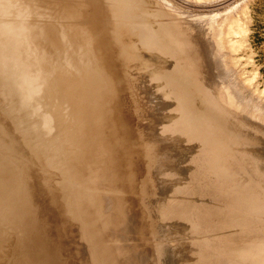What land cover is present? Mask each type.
<instances>
[{"label": "bare ground", "instance_id": "6f19581e", "mask_svg": "<svg viewBox=\"0 0 264 264\" xmlns=\"http://www.w3.org/2000/svg\"><path fill=\"white\" fill-rule=\"evenodd\" d=\"M6 1L7 0H5V2ZM135 1L136 0H127V2H124L122 0H104V2L110 3V5L106 3L105 7L102 10H98V12L101 14H104L106 19L111 22H103L105 24L104 29H101L100 35L97 34L101 36L102 42L99 41L97 50L95 52H92L88 47V34L87 32L85 33L83 20L73 18L75 15V11L82 10L81 4H77V3L74 4L71 0H20V2L24 5V7L30 12L29 17L27 16V20H25V22L28 21V19H29V22H32V26H33L32 40H33L34 45L36 46V48H34L35 49L34 52H36L37 56H39V59H41V60H38L34 56L32 57L33 58L32 60L25 59V57H24L25 60L22 58L23 62L26 65L24 68V73H25L24 76L26 78L25 83L27 87L29 88V91L32 93V95L34 94V92H38L37 99H39V101L35 102L30 99L29 104H32L31 107L33 108L34 112H37L40 108H42L41 103H44V104L48 103L49 109L48 110L45 109L44 114L50 113L54 115L55 124H57V126L60 127L62 130H64L62 128V125L64 124L62 123V120L65 122L66 124L65 127L67 126L68 130H71V138L73 142V147L76 150L79 148H83L85 150V152H83L84 154L79 156V159H81L82 164L84 162L86 166L88 164L89 169H92V171L90 170L92 178L95 179L96 184L99 186L103 185L106 188L115 189L117 191L119 189V182H120L119 171L116 175L115 173L110 175V171L118 170V167L116 165L102 167L101 165V166H97L96 168V163L99 157L93 155L94 146L92 142L87 143L86 141H84L83 140L84 137H86L87 134H92V133L102 134L108 131L117 133L118 135L123 136V133L121 130H124V129L127 132L131 133L132 136L135 137V138L133 137L132 141H130L131 146L133 148V159H132V162L128 164V170H125L126 174L124 175L123 182L131 181L132 184H135V186L138 187L137 190H135L134 188L133 190H125L126 192H130V194L132 195H134V193L142 194V195L145 194V196L142 198L143 205L142 203L141 205H142V208H144L143 213L146 215V217H143L141 214H138L137 217L139 219L134 218L133 221H130L128 217L126 218L133 225L132 231L136 227L140 235L142 234L144 236L145 234L146 235L150 234L148 233V231H153L156 235H160L163 238L164 243L162 242L155 243L154 244L155 253L153 254L152 247L141 250L140 247L138 246V242L136 240L137 238L134 241V240L129 239L130 238L129 236H126L125 238L127 240V245L130 248L134 247L135 250L134 252L130 253V255L127 253V251H124L125 252L124 260H123L124 264H264L263 242H261L258 238L253 239L249 237L250 228L248 227V224L246 223V219H244V217L242 216L243 213L241 212L243 207H246L247 205L252 203L250 196L253 193V191H251V189L247 185L244 186V191L241 194L239 193L240 195L238 194V198H240V200L243 203L241 206L239 205L237 210H235L233 204L230 203L231 198H225L223 202L219 203L218 205L213 204L212 202L208 201L209 199L207 197V194H210L211 192H213L214 189H209L206 186V184L205 185L203 184L204 182H202L201 184H198V182L204 181L206 179L211 180L212 177L209 175L210 173L209 169L211 168V164L207 163L206 165H204L203 168L202 166L199 165L201 168L198 169L199 166L198 167L196 166L197 163L195 162L194 159L193 160L187 159L189 156H193V154L195 155V154L200 153L202 148H205V149L209 148L207 153H210L211 156L215 155L217 157V155L223 154L224 156L228 157V159L237 161L238 163H240L241 167H245V168L254 167L256 169L263 168L264 170V159H260L259 157L261 156L259 152H261L262 150L261 151L258 150L259 146H261L262 144L264 145V127H263L264 123L262 124V122H264L263 120L264 117H262L260 113V111L263 110L262 107L264 106V103H263V106L259 108L257 107L258 103L254 104L255 102H253V100H252L253 103L251 102L252 98L250 97L251 95H249L250 92L249 91L246 92L247 90L245 91V89L243 90V87L245 86L244 84H243V87L241 86L242 83L244 82L246 84V81L242 82L241 84L240 82L238 83V82H235L234 80L228 81V76L229 78H231L232 75H227V74L230 73L231 71L227 72V74L225 73V71H228V68L231 67L232 65L234 66L235 60H230L229 58L228 60L230 61H228L227 59H224V61L226 62L225 64L224 62H221V59L223 60L225 55L221 53L223 52L222 49H221L222 51L220 50L221 52L219 51V46L221 45L219 44V37L221 36L217 32L213 36V38H211L210 42L206 40L207 39L205 35L206 33L204 34L206 38L203 36L204 37L203 39L207 41L206 42L204 40L205 41L204 44L206 43L208 44L204 46L206 51L205 50L203 51L207 52L209 56L214 53L213 54L214 56L212 59L210 58L211 61H209V58L207 60H204L205 62V64L203 63L204 65L203 64L201 65L199 63L202 66V67L199 66L201 67L200 68L201 70L204 69L203 66L205 67V69L201 73L199 71L200 69L197 68L198 71L195 70L197 71V73L199 72L201 75H204L205 77L204 79L206 78H207L206 80L209 79L207 82L209 81L211 82L207 84L206 80L204 81L203 78H202L203 80L199 78L200 80H202V84L200 83L199 79L194 81V77L196 76H194L191 73L192 75L190 77L193 76L192 77L193 83L191 82L192 86L188 85V83H184V84H187L193 90L188 91L187 89H185L184 91L181 89H177L178 90L177 94L176 93L171 94L170 92L171 95H175L173 102L175 103V105L179 106V112L175 110L174 106H172L171 103H163L165 105H168L166 110H164L162 107L160 109L156 108L155 111H152V109L150 110L147 105H142L141 103H139L141 104L140 106L137 103V101L141 102L140 100L137 99L139 97L131 95L129 93H128L129 95H126L123 86L126 87L128 84H133V85H129L130 86L129 90L135 93L137 85H146L152 82L154 83L158 75L160 77V75L166 76L167 74L169 75V77L182 78L183 77L181 75L182 73L179 75L175 73L178 72L179 66L181 67V65H183L182 63L186 62L185 56L188 57L189 56L188 54H190V53H187L185 55V53L181 52V54L178 56L177 64L170 62L169 68L163 72L162 70L165 65H160V63H157V62L156 63L151 62L150 64L148 61L151 59V57H148V51L152 52V49H149L148 47L149 42L151 40L152 44H155L154 40L161 38L160 36L162 34L163 36H165L164 35L165 31L162 30V28L157 27V29H159L158 32H156L157 29H155V33H149L147 24L145 25L139 24L138 22L139 19L129 20V21L122 20V18L127 19L126 16H129L132 14V13H129L130 12L129 5L131 2H135ZM145 1H148V0H145ZM144 9H147V7ZM121 10L123 12L124 11L126 12L125 15H123V17L121 16L123 12L120 13ZM44 12L46 13V16L49 17V20L46 19L47 22L44 23L46 24V28L42 32L43 34L36 35V31L39 28L38 22H41V18H42V15L44 16ZM160 13H158L159 14L158 16H160ZM52 16L54 17V21H53ZM135 17H138V18L142 17V19H140L142 22H145V21L151 22L148 17L141 15L139 12H135L131 19H134ZM143 17L145 20L143 19ZM145 17L147 18V20ZM230 20L231 19H229V22L232 21ZM234 21L235 20H233V22ZM75 22H77V24ZM114 22H121V23L120 25H118ZM131 22H132V25L130 26L129 24ZM236 22L238 21H235L234 23ZM226 23L228 24V22ZM237 24L238 23H236V25ZM4 25L6 29V24ZM176 26L179 27L178 25ZM194 27L196 28V26ZM170 28L167 27L168 33H169V30L172 31V29ZM224 29L222 31H224ZM231 29L234 30L233 27H231ZM121 31L123 33H121ZM184 32L183 34H185ZM202 32L204 33V31ZM179 33H182V32H179ZM214 33L215 32L213 31V34ZM227 33H229V31L226 32V34ZM1 34H4V33H1ZM231 34L232 33H230V35ZM241 34L242 36H245L246 33L245 31H243ZM170 35H172V33ZM197 35H195L196 36L195 40L197 39ZM224 36L226 35L224 34ZM9 37H11L10 38L11 40L13 39L14 41H17L16 45L19 50H15L14 47L13 49L15 51L20 52L21 55H23L24 52L21 49V45L19 46L20 41L15 37V34L13 35L10 32ZM183 38L185 39V37ZM183 38L181 37L179 41L185 43ZM188 40L190 39L188 38ZM191 40H190L191 43L190 42L187 43L188 46L192 43L195 44L196 42L195 40H194L195 42L193 40L192 42ZM1 41H0V45L2 44ZM173 41L175 42L176 40H173ZM224 41H225V45H227L228 43L229 44L232 43L231 45H235L233 44L234 41L233 42L228 41L227 44H226V39ZM169 43H170V40H169ZM171 43H172V39H171ZM164 44L166 45L162 44L160 51L163 55L168 56L169 54H168V51H166V48L169 46L167 43H164ZM200 45L201 44H199V46ZM5 46L9 47L8 45H5L3 42V45L0 46V50L3 51L4 48L7 49V47ZM133 46L138 47L140 49V52L138 51V53L134 55L127 54L126 48L133 47ZM162 46H165V48ZM185 46H186V43H185ZM10 47H11V44H10ZM190 47H191L190 49H194L196 46L194 45V47L192 46ZM204 47L201 45V49H204ZM70 48H71V52L73 54L80 55V58L82 60V62L79 63L80 65L77 69L78 75L71 73L70 67H72L73 65L72 61L65 63V64L60 62L61 57L67 56L69 54ZM199 48H196V49H199ZM190 49H189V52H190ZM201 49L196 50V51H200ZM167 50L171 51V49H167ZM176 51L178 52V50ZM192 51L193 50H191V54L192 53L194 54L195 51L193 52ZM203 51H200L201 55H197V57H195L196 55L194 56L193 54L192 56H194L195 59H198L200 56L202 57V55H204ZM2 53L3 52H1L0 54ZM207 53H206V56H207ZM47 54L52 56L51 62L48 59L45 61L42 58L43 56ZM191 54L189 57H192ZM5 55L6 53H4L3 56L2 55L0 56L4 57ZM107 56H110L111 58L114 59L113 60L114 62L113 63L111 62L112 65L110 64V66L108 65V63H106L108 59ZM221 56H223V58ZM203 57L205 58V56ZM203 57H202V60H203ZM195 59L194 60L192 59V60L194 61V65L196 66L197 64H195V61L197 60ZM4 60H6V58H4ZM192 60L189 62L192 63L193 62ZM198 62H202V61L199 60ZM136 63H139L140 66L139 68L135 70V67L133 66V64H136ZM2 65H3V62H2ZM3 66H6V65H3ZM107 67L109 68L112 67V69H114L116 73L121 76L119 77L117 82L114 81V86H111V87L110 86L108 87L110 83L106 85L104 82L103 83L101 82L102 78L109 77V76L103 77L102 75V78L99 77L100 79H98V76H101L103 71L104 72L107 71L105 70ZM88 68L90 69L89 73H88L89 71ZM0 70H1V67H0ZM127 70L130 71L129 74H131L132 77L135 79L134 83L123 82V75L125 72H127ZM99 72H101L100 75H99ZM140 72L146 73L145 75L146 77L145 78L141 77L140 79H137L136 76L139 75ZM188 74L190 75V73ZM200 74L197 75V77L198 76L200 77L201 76ZM104 80H106V78H104ZM168 80L170 81V79ZM181 81H185V80L181 79ZM203 81L206 84H204ZM177 82H176V86H177ZM93 83L95 85L97 83L99 84L98 85L99 87L96 88L95 90L93 89L94 88ZM179 83L180 82H178V84ZM23 84L24 83H21L22 87L25 89L26 86ZM174 84H171V85H174ZM164 85L165 83L163 84L161 83V85H158V87H156L155 89L158 92L159 94L158 96L159 98H161V100L169 101L170 99H167L166 92H165L166 85L165 86ZM101 86H103L104 92H102ZM184 86L185 85H183V87ZM16 87L17 86L13 82L9 83V88L15 90ZM19 87L20 85L17 88ZM80 88H82L83 90H80ZM105 89L107 92H105ZM95 92H97V95H105L104 98L100 96L99 99H102L104 102L108 103L110 107L113 108L112 112L113 114H115L113 116V114L111 113L113 117H116V113H118L117 116L120 121L119 123L121 124L116 123L118 121H115L116 124L115 123L113 124L116 125V127H117V124H119V126L116 129L113 128V130H110L111 126L110 127L108 126L109 125L108 123L112 124V120L111 122L107 121L108 122L107 124L103 122L105 119L104 116L106 114L104 116L102 115L107 111L100 112L101 109H104L103 107L100 108L102 105H100L99 107L100 110L96 107L97 104H94L95 106H91L93 103L92 101H91V105L89 103H87L86 105H83L84 100L92 96ZM18 93H19L17 94L18 97L21 98L20 92ZM9 95H11V93L8 94V96ZM187 95L191 99L196 98L195 106L191 107L192 110H189L186 107L183 108V105H185L184 99ZM23 96L22 98H25ZM47 96H48V99H45V97ZM135 97L137 99L136 103L139 106L138 107L135 106V108L131 111L132 108L131 109L130 107L127 108V106L130 103V101ZM188 100L190 99L188 98ZM201 101L204 102L203 105H201L202 104ZM77 102L81 103L83 107L81 105H78ZM13 103H15V101ZM260 103H259V106H260ZM105 106L106 105H104V107ZM123 106L126 107V114L129 115L130 113H134L137 116L136 120L133 121L132 124H130V121H126L123 115V112L125 111V109L122 111ZM56 107H58V109ZM56 110H58V112ZM5 114L8 116L7 112H5ZM152 115L158 116L159 117L158 121L163 120L165 118L164 120L165 122L168 121V118L173 119L174 115H177V117L175 116V118H177L176 123L175 122L172 123L174 125V128H172L174 129L173 133L167 134V132H164L160 136L162 139L161 142L165 140H168V141L171 140L172 146L174 144H179L182 138L177 136V134L178 132L182 130V132L186 133L185 135L186 137L184 140H187V137H188L191 140L195 142L197 141V143L199 142L202 144H200V146L196 145L195 147L191 146L193 150L190 153V155L185 156L184 158L182 157L179 160V164H178L175 154L167 153L164 146L161 143H156V142L154 143L153 139L150 138V134H151V137L153 138L155 137L153 136V132H154V135L156 131L159 133L158 127L155 125L152 126L154 127L153 129L147 128L149 127V124L152 122V118H151ZM160 116H163V118H161ZM137 118L139 119L138 121H137ZM38 119L39 118L37 116L35 121H38ZM116 120H117V117H116ZM143 120L144 121L147 120L146 121L147 123L145 122L146 125L144 124V122L141 123V121ZM107 128H109L108 131H106ZM192 129H198L200 131V134L193 137L191 133ZM151 130L153 131L152 133L150 132ZM6 134L7 133L5 134L3 133V128L0 122V138L3 139ZM132 136H128V138ZM1 143H2V140H1ZM5 144L7 145V143L3 142V146ZM191 144L193 143H190V145ZM253 146H257V147H253ZM0 148L2 147L0 146ZM10 149L12 148H9V150ZM1 150L3 151V149ZM2 151H0V175L2 174L5 175L6 173H2V172L6 169L11 170V168L13 167L12 166L13 164L11 162L12 161L11 158L5 161V158H3L4 156H2L1 154ZM168 161H171V163L168 164L167 163ZM180 165H182L183 167H181ZM79 166H81V164H79ZM174 166H179L178 171L173 169ZM24 169H25L24 170L25 172H23V175H21L22 181L24 182L22 185H17V181L14 180L15 177H12L13 174L12 176H8V177L3 176L4 178H1L0 176V264L4 262L3 261V258H5L4 255H7L8 254L7 252H9L7 251V252H4L7 254H3V249H5L4 247H6V243L3 242L4 238H2V235L4 234V230H6L4 229L5 227L3 226L5 224L10 225L8 229H10L11 232H18L21 234L22 233L26 234L27 232H29L30 229L34 225L36 226V223H38L35 220L36 218L33 219L35 215L32 217L29 213L32 212L33 210H36V209L38 210L41 207L39 205L38 198L43 200L44 199L43 196L47 190L46 183L44 180V174H42L41 171L37 172L36 175L29 176V170L26 168ZM150 169L152 171V174L155 177H156L155 174H157V177H159V184L157 186L155 185L154 180H152L149 177L150 175L147 176V172ZM179 172H183L185 174H180ZM134 174H137L138 176L137 179L139 181L137 179L135 180L137 176H135ZM94 175L97 177L95 178ZM103 176H106V177L103 178ZM139 177L140 178L142 177V179H140ZM222 181L226 183L227 180L224 179ZM142 182H145L144 188H146V185L148 187V189H146L145 191L143 188L144 184ZM139 184H142V185H139ZM164 185H167L166 188L163 189L165 196L159 197L158 199L153 200L154 198L152 199L150 197V193L152 192L151 190L157 188L158 186L162 187ZM59 191L60 189L59 190L55 189L54 191V193L56 194L55 199H57L56 204L63 205L62 198L64 195L58 196ZM217 194H221V193L217 192ZM132 195H129V196H132ZM112 196L113 195H111V198ZM171 198L172 200H170ZM180 199H182L181 202L177 201ZM107 200H108V203L105 205H101V206L95 205L94 206L91 204L93 209L94 207L97 209V214L98 212L105 214L106 210H108L109 208L115 207V206H112V204H114L112 199H110L111 203L109 202V199ZM81 208L82 206H80V209L77 210V215H76L77 218H75L76 224H75V232L73 234L75 236L74 238L76 240V243L73 244L72 239L71 241L62 240L60 241V243H62L61 246L58 245V247H56L55 246L56 242L54 241L58 240L59 238L58 237L53 238V241L51 243L54 246V249H53L54 251L52 252V255L53 256L55 255L56 261L55 260L54 261L57 262L58 264H63L64 260H67V258H69L70 261L73 258L78 259L82 255L83 252H86L88 255V258L84 260L85 264H114V258L112 257V258L107 259L106 254H104L100 250V248H95V252L92 251L94 250L92 246H91V251L86 250L85 248L87 247L85 248L83 247L80 250H78L77 248L74 249V246L76 244L82 245L84 243L87 246L92 243H95L96 239L98 240L97 242L104 241L103 238H105L106 231H107L106 226H108L106 225L103 228H98L99 232L98 230H94L93 233H91L92 231L89 232L88 230L90 229V224H92L96 220V217L94 214L89 213L90 210L88 209L83 210ZM118 209H121V208L119 207ZM256 209L258 210V207L254 206V208H252L251 210H254L255 212ZM130 210L135 212V206H132ZM213 213H217L218 217L220 216L218 220L213 221V219L211 218L213 216ZM3 216L5 218H3ZM29 216H31L32 219L31 217L29 218ZM149 217H154V220L151 221L152 219L151 218L149 221L148 220ZM39 219L40 218H38V220ZM25 221L28 224L29 223L30 224L26 225ZM42 223H39V225ZM134 223H135V226H134ZM47 224L48 223H46V225ZM44 225L45 224H43V226ZM167 227H170V229H168ZM124 228L126 230H130L131 228L127 221H124ZM203 228H206V230H208L207 235L210 234L209 235L210 241H206L204 245L210 247L215 252L214 257H211L207 252L202 251V247L200 244V231ZM41 230L45 231V229L43 228ZM255 232L259 233V230L258 231L256 230ZM193 234H199V236H194ZM188 235H191L192 237H188ZM42 236L44 237V235ZM25 237L23 236V238ZM41 240H42L41 242H43V239ZM35 242L38 243L37 241ZM67 242H70L69 245H71V243L73 244V246H71L70 248H73L74 251H72L73 249L67 248L66 246ZM34 245L36 246V244ZM38 245L40 244L38 243ZM48 245L49 244H47L46 247ZM27 246L28 245H26V248ZM62 246L64 250L66 248L68 249L67 254H69L70 256L69 255L67 256V254L66 256L62 254L63 252H61L62 250H60ZM13 250L14 249H12V252ZM42 251L43 250H41V252ZM41 252L40 253L36 252L37 254L35 253L36 255L35 256L33 255V258L31 259L33 261L32 264H49L48 261L50 260H47V258H45V254L43 253L44 255H42ZM247 252L248 253L252 252V255L249 258L246 257V254H248ZM10 253H9V256H10ZM30 263H31L30 259H24V258L18 259L17 258L16 260L15 258L12 264H30Z\"/></svg>", "mask_w": 264, "mask_h": 264}, {"label": "rangeland", "instance_id": "374dc122", "mask_svg": "<svg viewBox=\"0 0 264 264\" xmlns=\"http://www.w3.org/2000/svg\"><path fill=\"white\" fill-rule=\"evenodd\" d=\"M7 1H9V2H7ZM7 1H6V3H9V4L12 3L11 5L13 6L11 16H5L3 11L0 10V18H1L0 19V25H1L0 26V36H1L0 41L2 39L1 45H3V42H4L5 45L9 46V47L5 46V47H7V49L4 48L3 51L0 50V53L3 52L0 55L3 56V54L6 53V55L4 57L0 56L1 57L0 58L1 59L0 67H1V70L3 69L2 71L0 70V72H2V73H0V74H2V75H0V77H1L0 78V122H1V125L3 128V133L4 134L7 133L5 135V137L3 138L4 140L6 139L5 141L2 138H0V143L2 140V143L0 144V146L2 148H0V151H2L1 149H3L1 154H2V156H4L3 158H5V161L7 159L11 158V160H12L11 162L13 164L12 165L13 169L11 168V170H8V169L4 170L2 173H6V174L5 175L2 174L0 176H1V178H4V177L12 176V174H13L12 177H15L14 180L17 181V185H22L24 182L22 181L21 175H23V172H25L24 168L29 170V176L36 175L37 172L41 171L42 174H44V180L46 183L47 190L43 196L44 197L43 200L38 198V202H39V205L41 206L40 207L41 209L39 208L38 210L36 209V210H33L32 212L29 213L32 217L35 215V217H33V219L36 218L35 220L38 222V223H36V226L34 225L30 229L29 232H27L26 234L25 233L21 234L18 232H11V230L8 229L10 225L5 224L3 226V227H5L4 229H6V230H4V234L2 235V238H4L3 242L6 243V247H4L5 249H3V254H7V253L8 254L4 255L5 258H3L4 262L2 261L3 262L2 264H4V263L5 264H12L14 262L15 258H16V260H17V258L18 259H21V258L30 259V261H31L30 264H32L33 261L31 259L33 258V255L35 256L37 253H40L41 250H43L41 252V254L42 255L45 254V258H47V260H50V261H48L49 264H58L57 262H55L56 261L55 255L54 256L52 255V252L54 251L53 250L54 246L51 242L53 241V238L58 237L59 239L54 241V242H56V244H55L56 247H58V245L61 246L62 243H60V241H62V240L71 241V239H72L73 244L76 243V240L74 238L75 236L73 233L75 232V224H76L75 218H77V216H76L77 210L80 209V206H82L81 209H83V210H87V209L90 210L89 213L94 214L96 217V220L92 224H90V229L88 230L89 232L92 231L91 233H93L94 230H98V232H99L98 228H103L106 225H108V226H106L107 231H106L105 238H103L104 241L97 242L98 240L96 239L95 243H92V244L87 245V246L84 243L82 245L76 244L74 246V249L77 248L78 250H80L83 247L84 248L87 247L85 249L91 251V246H92L94 249L92 251L95 252V248H100V250L104 254H106L107 259L112 258V257L114 258V264H124L123 263L124 253H125L124 251H127V253L130 255V253L134 252V250H135L134 247L130 248L127 245V240L125 237L129 236L130 237L129 239L134 240V241L137 238L136 240H137L138 246L140 247L141 250H144L145 248L152 247V252L154 254L155 253L154 244L157 242L164 243L163 238L160 235H156L153 231H148V233H150V234H148V235L145 234V236L142 234L140 235V233L136 229V227L132 231L133 225L130 222V221H133L134 218H138L137 217L138 214H141L143 217H146V215L143 213L144 208H142V205H143L142 198L145 196V194L142 195V194H135L134 193V195H132V194H130V192H126L125 190H133L134 188H135V190H137L138 187L135 186V184H132L131 181L123 182L124 181V175L126 174L125 170H128V164H130L132 162V159H133V148L131 146L130 141H132V138L134 136H132L131 133L127 132L125 129L121 130L123 133V136H121V135H118L117 133H113V132L108 131L109 128H107L106 131H108L110 133H108V132H104L102 134L101 133L100 134H93L92 133V134H87L86 137H84L83 140L86 141L87 143L92 142V144L94 146L93 147V155L99 157V159L97 160V163H96V168H97V166H101V165H102V167H108L110 165H116L118 167V170H111L110 171V175H112L113 173H115V175H116L119 171L120 182H119V189L117 191L115 189L106 188L103 185L102 186L97 185L95 179L92 178V175L90 172V170L92 171V169L88 168L89 167L88 164H87V166L84 164V162L82 164L81 159H79V156L83 155L84 154L83 152H85V150L83 148H79L76 150L73 147V142H72V138H71V130H68L67 126L65 127V125H66L65 122L62 120V123H64L62 125V128L64 130H62L60 127L57 126V124H55V116L54 115H52L50 113L44 114V110L49 109L48 103H45V104L41 103L42 108H40L37 112H34L33 108L31 107L32 104H29L30 99L35 101V102H38L39 99H37L38 92H34V94H33L34 96H33L32 93L29 91V88L27 87L26 83H25L26 78L24 76L25 75L24 68L26 65L23 62V59L25 57V59L32 60L33 56L38 60H41V59H39V56H37V53L34 52L35 51L34 48H36V46L34 45L33 40H32V38H33L32 37V32H33L32 22H29V19H28V21L25 22V20H27V16L29 17V13H30L29 10H27L24 7V5L20 2V0H11V1L7 0ZM71 1L74 4L77 3V4L82 5V10L75 11V15L73 18L83 20L85 33L87 32V34H88V47L92 52H95L98 48L99 41L102 42V38L99 35L101 33V29H104L105 24L103 22H111V21H108L106 19L104 14H101L98 12V10H102L105 7V4L108 2H104V0H95V1H93V0H71ZM122 1L127 2V0H122ZM16 4H17V6H16ZM108 5H110V3H108ZM146 7H147V9H144ZM129 11H130L129 13H132V14L129 16H126L127 19L122 18V20L129 21V20H136V19L138 20L139 19V21H138L139 24H144V25L147 24L149 33H155V29H157V27L162 28V30L165 31V34H164L165 36H163V34H162L160 36L161 38L154 40L155 44H152V42L150 40L149 45H148L149 49H152V52L148 51V57H151V59L148 62L150 64H151V62H153V63L157 62V63H160V65H165L163 67L162 72L166 71L169 68L170 62L177 64L178 56L181 54V52L185 53V55H186L187 53L191 54V50H193L195 52H194V54L193 53L192 54L194 56L196 55L195 57H197V55H201L200 51H203V50L206 51L204 46H206L208 43L204 44L205 41L208 40V42H210L211 38H213V36L216 34V32L218 34H220L221 37H219V44H221V45L219 46V51L222 49L223 52H221L222 50L220 52L225 55L224 58H223V56H221L223 58V60L220 58L221 62H224V64H225L226 62L224 61V59L228 60L229 58H230V60H235L234 66L232 65L233 66V67L231 66L232 68L229 67L228 71H225L226 74H227V72L231 71L230 73L227 74V75H232L231 78H229V76H228V81L234 80L235 82H238V83L240 82V84L242 82L246 81V84L244 82V83H242L241 86L243 87V84H244L245 86L243 87V90L245 89V91L247 90L246 92H248V91L250 92L249 95H251L250 97L252 98V99L250 98L251 102L253 100V102H255L254 104L258 103L257 107H259V108H261L263 106V103H264V0H148V1L136 0L135 2L130 3ZM121 12H123V11L121 10L120 13ZM135 12H139L141 15L148 17L151 22H146V21L142 22L140 20V19H142V17H140V18L135 17L134 19H131ZM125 13L126 12L124 11L121 14V16L123 17V15H125ZM158 13H160V16H158L159 15ZM12 17L15 18L16 20L13 19ZM52 18L54 21L53 16H52ZM22 19H24V20H22ZM46 19L49 20V17H47L46 13L44 12V16L42 15L41 22H38V27L40 29L38 28V30L36 31V35L37 34L38 35L43 34L42 32L46 28V24H44L47 22ZM143 19H144V17H143ZM229 19H231L232 21L230 20L231 22H229ZM1 20L4 21L5 23L2 22ZM146 20H147V18H146ZM233 20L238 21L236 23H238L239 25L238 24L236 25V23H234L235 21L233 22ZM17 21H19V22H17ZM224 22L226 25L224 24ZM226 22H228V24ZM75 23L77 24V22H75ZM114 23L120 25L121 22H114ZM167 23H169V24H167ZM4 24H6V29H5ZM214 24H215V26H214ZM129 25L131 26L132 22ZM176 25H178L179 27H177ZM228 25H229V27H228ZM194 26H196V28ZM167 27L168 28L171 27L170 29H172V31L169 30V33H168ZM231 27H233L234 30L231 29ZM229 28H230V30H229ZM196 29L198 30V32ZM223 29H224V31H222ZM227 29L229 31V33H227L228 35L226 34V32H228ZM158 30L159 29H157L156 32H158ZM211 30H212V32H211ZM232 30H233V32H232ZM242 30L245 31V33H246L245 36H242V34H241L243 32ZM202 31H204V33ZM213 31L215 32L214 34H213ZM10 32L13 35L15 34V37L20 41L19 46L21 45V49L24 52L23 55H21L20 52L15 51V50H19L17 45H16L17 41L10 39L11 38V37H9ZM179 32H182V33H179ZM183 32L185 34H183ZM187 32L190 34V36ZM1 33H4V34H1ZM121 33H123V32L121 31ZM171 33H172V35H170ZM230 33H232V34L230 35ZM97 34H99V35H97ZM197 34L199 35V37ZM204 34L207 37L206 40L203 39L205 37ZM224 34L228 37L224 36ZM183 35H185V36H183ZM195 35H197L196 40H195V38H196ZM120 36H121V34H120ZM181 37L182 38L185 37V39L184 38L183 39L186 43V46H185L184 42L179 41ZM192 37H193V39H192ZM186 38H187V40H188V38L190 40L192 39L193 41L195 40L196 41V42L194 41L195 44L192 43L193 45L190 44L188 46L187 43L190 42V40H188V42H187ZM198 38L201 40H199ZM171 39H172V43L174 42L173 40H176V41L172 44ZM225 39H226V44L228 41L229 42L234 41L233 44H235V45H231L232 43L231 44L228 43L231 46H229L228 44L225 45V41H224ZM169 40H170V43H169ZM164 43H167L168 46L170 47V48L169 47L166 48V51H168L169 57L166 55H163L160 51L161 45L162 44L166 45ZM10 44H11V47H10ZM171 44H172V46H171ZM199 44H201L204 47V49H201V45L199 46ZM173 45H175L176 47ZM194 45L196 47L194 49H190L191 48L190 46L194 47ZM13 47L15 50L13 49ZM162 47L165 48V46H162ZM175 48H176V50H178V52L175 50ZM187 48H188V50H187ZM196 48H199L201 50L196 51V50H199ZM126 49H127L126 52L129 55H134V54L138 53V51L140 52V49L138 47H135V46L129 47ZM167 49H171V51H169ZM189 49H190V52H189ZM224 49H225V51H224ZM73 51H74V49H73ZM205 51H203L204 55H202V57L205 56L206 59L203 57V60H202L201 56L198 58L202 62H198L199 60L195 59V57L192 56V54H191V56L193 58L189 57L190 54H188L189 58L187 56H185L186 62L182 63L183 65H181V67L179 66L178 72L175 73L177 75L182 73L181 74L183 76L182 78L169 77V75H167L166 73L165 74L168 77L163 76V75H160V77H159V75H158L156 77V81H155L156 84H155V82L154 83L152 82V83H149L146 85H137L135 93L132 92L131 90H129L130 89L129 85H133V84H128L126 86L127 88L125 86H123L126 95L131 94V95L137 96V97H139L137 99L141 101V102H138L136 97H135L130 101L131 104L129 103L127 108H129V107H130V109L132 108L131 109V111H132L135 108V106L138 107L139 105L141 106V104H142V105H147L150 110L152 109V111H155L156 108L160 109L162 107L164 110H166L168 105H165L163 103H171L172 106H174L175 110L177 112H179V106L175 105V103L173 102L175 95H171V94H175V93L177 94V92H178L177 89H181L184 91H185V89H187L188 91L193 90L190 87V86H192L191 82L193 83V81H192L193 76L190 77L192 74L194 76H196V77H194V81H196L199 78L200 79L205 78L204 75L200 74L205 69V67L203 66L204 69L201 70L200 69L202 67L201 65L203 63L205 64L204 60H207L209 58V61H211V59L214 56L213 55L214 53L209 56V54ZM226 51H227V53H226ZM133 52H135V53H133ZM198 52H199V54H198ZM206 53H207L208 57L206 56ZM107 57L109 60L107 59L106 63H108V65L110 66V64L112 65V63L114 62L113 61L114 59L111 58L110 56H107ZM4 58H6V60H4ZM42 58L45 61L48 59L51 62V60H52V56H50L48 54L43 56ZM192 59L197 60V61H195V64H197L196 65L197 67L194 65V61ZM191 60L193 61L192 62L193 64L191 62H189ZM230 60H228V61H230ZM71 61L73 63L72 67H70L71 73L78 75L77 69L80 65L79 63H81L82 60L80 58V55L73 54L71 52V48H70L69 54L67 56L61 57L60 62L65 64V63H68ZM2 62H3V65H6V66H3ZM133 66L135 67V70H136L137 68H139L140 64L136 63V64H133ZM199 66H201V67H199ZM197 68L200 69L199 70L200 73L199 72L197 73V71H198ZM105 70H107L109 72L103 71L102 74H101V72H99V75L101 74V76H98V74H97L98 79H100L99 77L102 78V75H103V77L109 76V77H104V78H106V80H104V78H102V81L101 80L100 81L102 83L104 82L106 85L110 83L108 85V87L114 86V81L117 82V80L121 76L119 74H117L116 71L114 69H112V67L111 68L107 67ZM195 70H197V71H195ZM89 72H90V69H89L88 73ZM129 72L130 71L127 70V72L124 73L123 82L134 83L135 79L132 77L131 74H129ZM103 73H105V74H103ZM188 73H190V75ZM199 74L201 76L197 77V75H199ZM42 75H43V73H42ZM145 75H146V73L140 72V74L137 75L136 77H137V79H140L141 77L145 78L146 77ZM240 78H241V80H240ZM168 79H170V81H172V82H170ZM181 79L182 80L184 79L185 81H181ZM200 79H199V81L202 84L203 79L202 80H200ZM206 79H204V81ZM208 80H206L207 84L211 82V81L207 82ZM106 81H107V83H106ZM177 81L180 82L179 84L181 86L178 84ZM204 81H203V83H204ZM6 82H7V84H6ZM8 82L9 83L13 82L17 87L20 85L19 88L16 87V89L18 91L16 89L13 90V89L9 88ZM174 82H175V84H174ZM176 82H177V86H176ZM181 82H183V83H181ZM21 83H24L23 85L26 86L25 89L22 87ZM161 83L162 84L165 83V85H166L165 92H166L167 99H170L169 101L168 100H161V98H159V96H158L159 94L155 88L158 87V85H161ZM184 83H188V85H190V86H188L187 84H184ZM206 83H204V84H206ZM171 84H174V85H171ZM98 85H99L98 83L96 85L93 83V87H94L93 89L95 90L96 88H98L99 87ZM183 85H185L186 87L185 86L183 87ZM4 88L8 91H6ZM80 90H83V89L80 88ZM101 90H102V92H104L103 86H101ZM168 91H169V93H168ZM18 92H20L21 98L18 97V95H17V94H19ZM105 92H107L106 89H105ZM170 92H171V94H170ZM10 93H11V95L8 96V94H10ZM22 94L25 96H23ZM106 95H107V93H106ZM22 96L27 98L28 100L25 98H22ZM100 96H102V98H104L105 95H97V92H95L92 96H90L84 100L83 105H86L87 103H89L91 105V101H92L93 103L91 106H95L94 104H97L96 107L99 110H100V108L103 107L104 109H101L100 112L101 111L102 112L107 111L102 115V116H104L106 114L104 117H105V119H107V120L104 119L103 122L105 124H107L108 122H111V120H112V124L108 123L109 124L108 126L109 127L111 126L110 130H113V128L116 129L119 126V124H121V123H119L120 121H119V118L117 116L118 113H116V117H117V120H116V117H113L115 115L112 112L113 108L110 107V105L108 103L104 102L102 99H99ZM186 97H187V99H186ZM186 97L184 99L185 105H183V108L186 107L189 110H192L191 107L195 106L196 98L191 99L188 95ZM188 98L190 100H188ZM45 99H48V96L45 97ZM14 101H15V103H13ZM136 101L138 104L139 103H141V104L138 105L136 103ZM201 102H202L201 105H203L204 102L203 101H201ZM260 102H262V103H260ZM77 103H78V105H81L83 107V105L81 103H79V102H77ZM259 103H260V106H259ZM100 105H102V106L100 107ZM104 105H106V106L104 107ZM56 108L58 109V107H56ZM105 108H106V110H105ZM262 108H263V110H261L260 113H261V116L264 117V106ZM25 109H26V111H25ZM124 109H125V111L123 112V115H124L126 121H130V124H132V122L136 120L137 116L134 113H130L129 115L126 114V107L123 106L122 111ZM56 111L58 112V110H56ZM5 112L8 113V116L5 114ZM111 113L113 114V116ZM109 114H110V116H109ZM37 116L39 119H38V121H35ZM175 116L177 117V115H174L173 119L168 118L167 122H169V121L170 122L167 123L164 121L165 118L163 120L158 121L159 117L152 115L151 116L152 122L149 124V127H147V128L153 129L154 127H152V126H154V125L158 127L159 133L156 131L155 135H154V132L151 130L150 132L151 133L153 132V136H155V137L154 138L151 137V134H150V138L153 139L154 143L155 142L161 143L164 146L167 153L175 154L177 163L179 164V160L182 157L184 158L185 156L190 155V153L193 150L192 147H195L196 145L200 146V144H202V143H199V142L197 143V141L195 142L188 137H187V140H189V141L184 140L186 137L185 136L186 133L182 132V130L180 132H178V134H177V136L182 138V140L180 141L179 144H174L172 146L171 140H169V141L165 140V141L161 142L162 139L160 136L164 132H167V134L173 133L174 129H172V128H174V125L172 123H174V122L176 123V121H177V118H175ZM160 117L163 118V116H160ZM188 117H190V116H188ZM112 118L114 119V121ZM151 118H150V120H151ZM182 119H184V118H182ZM138 120L139 119L137 118V121ZM263 120H264V118H263ZM115 121H118L116 123H119V124H117V127H116V125L113 124V123H115ZM146 121L147 120H145V121L143 120V121H141V123L144 122V124L146 125V123H147ZM179 123H181V122H179ZM263 123L264 122H262V124ZM263 127H264V124H263ZM47 129H48V131H47ZM10 130H11V132H10ZM193 130L196 133H194ZM128 133H129V135H128ZM191 133H192V136L194 137V136H197L198 134H200V131L198 129H192ZM128 136H132V137H130L131 139L128 138ZM176 139H177V137H176ZM3 142L7 143V145L5 144L3 146ZM190 143H193L194 145L193 144L190 145ZM34 147H35V149H34ZM204 147H206V146H204ZM253 147H257V146H253ZM9 148H12L13 150L12 149L9 150ZM113 148H115V149H113ZM208 149L202 148L200 153L195 154V155L193 154V156H189L187 158L188 160L194 159L195 162L197 163V165H196L197 167L200 165L203 168L204 165H206L207 163L211 164V168L209 169V171H210L209 175L212 177L211 180L206 179L204 181L198 182V184H201L202 182H204L203 184L204 185L206 184V186L209 189H214L213 192H211L210 194H207V197L209 199L208 201L212 202L213 204L218 205L219 203L223 202V200L225 198H231L230 203L233 204L235 210H237L239 205L241 206L243 203L240 200V198H238V194L239 193L241 194L244 191V186L247 185L251 189V191H253V193L250 196L252 203L247 205L246 207H243V209L241 210V212L243 213L242 216L244 217V219H246V223L248 224V227L250 228L249 237L253 238V239L258 238L261 242H263V245H264V170H263V168H261V169L257 168L256 169L254 167L253 168L241 167L240 163H238L237 161H233V160L228 159V157L224 156L223 154L217 155V157L215 155L211 156L210 153H207ZM258 150L259 151L262 150L261 152L258 151L261 155L259 157H260V159H264V145L262 144L261 146H259ZM7 152H9V153H7ZM3 153H4V155H3ZM15 156H16V158H15ZM19 158L20 159L22 158V159L20 160ZM66 160H68V161H66ZM16 163H18V164H16ZM167 163L169 164V163H171V161H168ZM79 164H81V166H79ZM222 165H224V166H222ZM19 166H21V167H19ZM180 166L183 167L182 165H180ZM200 166L198 167V169L201 168ZM18 167H19V169H18ZM178 168H179V166L173 167V169L177 170V171H178ZM197 172H198V170H197ZM179 173L185 174L183 172H179ZM134 175L137 176V174H134ZM148 175H150L149 177L152 180H154L155 185L157 186L159 184V177H157V174H155L156 175V177H155L152 174V171L150 169L147 172V176ZM59 177H61V178H59ZM94 177L96 178L97 176L94 175ZM105 177L106 176H103V178H105ZM137 178H138V176L135 178V180ZM140 179H142V177ZM224 179L227 180L226 183H224L222 181ZM48 181H50V182H48ZM142 183L144 184L145 182H142ZM139 185H142V184H139ZM144 186H145V184L143 185V188H144ZM166 186L167 185H164L162 187L158 186L157 188L152 189L151 190L152 192L150 193V197L152 199L154 198L153 200H156L159 197H164L165 194L163 192V189L166 188ZM171 187H172V185H171ZM55 189H57V190L60 189L58 196L64 195L62 198L63 205L56 204L57 199H55V197H56V194L54 193ZM146 189H148L147 185H146V188H144V191ZM217 192L221 193V194H217ZM223 194H224V196H223ZM111 195H113L112 198H111ZM129 195H132V196H129ZM86 196H88V197H86ZM94 197H96V198H94ZM103 197H104V199H103ZM107 199H109L110 203H111L110 199H112V201L114 202V204H112V206H115V207L109 208L108 210H106L105 214H102L101 212L100 213L98 212V214H97V209L95 207L93 209L92 205H94V206L95 205H97V206L105 205L108 203ZM194 199H195V197H194ZM170 200H172V198ZM177 201L181 202L182 199L177 200ZM141 203H142V205H141ZM132 206H135V212L130 210ZM254 206L258 207V210L256 209L255 212H254V210H251L252 208H254ZM119 207L121 209H118ZM40 210L43 212H41ZM4 216H6V215H4ZM4 216H3V218H5ZM31 216H29V218ZM32 217H31V219H32ZM126 217H128L130 221ZM219 217H218L217 213H213V216L211 218L213 219V221H215V220H218ZM38 218H40L39 219L40 222H39ZM150 219H151V221H153L154 217H149L148 220L150 221ZM35 220H34V222H35ZM50 220H51V222H50ZM135 220H137V219H135ZM124 221H127L129 223V225L131 227L130 230H126L124 228ZM25 223H26V225L30 224V223L28 224L26 221H25ZM39 223H42V224L39 225ZM46 223H48V224L46 225ZM43 224H45V225L43 226ZM134 226H135V223H134ZM42 228L45 229V231L41 230ZM167 228L170 229V227H167ZM37 230H38V232H37ZM256 230L257 231L259 230V233L255 232ZM207 231L208 230H206V228H203L200 231V244L202 247V251H205L211 257H214L215 252L210 247L204 245V243L206 241H210V239H209L210 234L207 235ZM8 232H9V234H8ZM42 235H44V237ZM193 235L199 236V234H193ZM23 236L24 237L26 236V237L23 238ZM28 236H29V238H28ZM31 237H33V238H31ZM38 237H40V238H38ZM188 237H192V236L188 235ZM48 238H49V240H48ZM41 239H43V242H41L42 241ZM35 241H37V242L39 241L38 243L40 245H38V243H36ZM32 242H33V244H32ZM15 243H16V245L17 244L18 245L16 246ZM34 244H36V246ZM47 244H49V245L46 247ZM69 244H70V242H67V244H66L67 248L73 249V248H70L71 246H73V244L72 243H71V245H69ZM26 245H28L27 248H26ZM67 248L65 250L63 249V246H62V248H60V250H62L61 252H63L62 254L65 256L68 253ZM12 249H14L13 252H12ZM74 249L72 251H74ZM103 250H105V251H103ZM7 251H9V252H7ZM4 252H7V253H4ZM10 252H12V253H10ZM9 253H10V256H9ZM68 255L69 254H67V256ZM251 255H252V252L251 253L249 252L248 254H246V257L249 258ZM49 258H51V259H49ZM87 258H88L87 253L83 252L82 255L78 259L73 258L70 261V259L67 258V260H64L63 264H68V263L69 264H85L84 260ZM115 258H116V260H115ZM4 259H6V260H4ZM52 260H53V262H52Z\"/></svg>", "mask_w": 264, "mask_h": 264}, {"label": "clouds", "instance_id": "9594fccd", "mask_svg": "<svg viewBox=\"0 0 264 264\" xmlns=\"http://www.w3.org/2000/svg\"><path fill=\"white\" fill-rule=\"evenodd\" d=\"M13 6L9 3H6L5 0H0V10L3 11L5 16H11Z\"/></svg>", "mask_w": 264, "mask_h": 264}]
</instances>
